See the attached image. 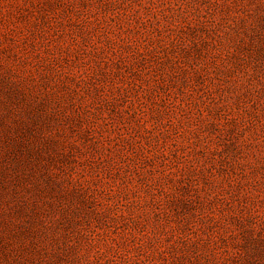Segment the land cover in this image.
Returning a JSON list of instances; mask_svg holds the SVG:
<instances>
[{"label":"rangeland","instance_id":"1","mask_svg":"<svg viewBox=\"0 0 264 264\" xmlns=\"http://www.w3.org/2000/svg\"><path fill=\"white\" fill-rule=\"evenodd\" d=\"M0 264H264V0H0Z\"/></svg>","mask_w":264,"mask_h":264}]
</instances>
